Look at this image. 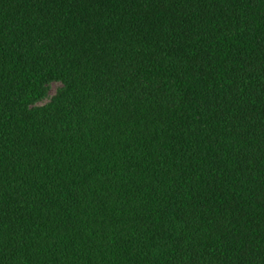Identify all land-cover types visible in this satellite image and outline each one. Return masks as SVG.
<instances>
[{
	"label": "trees",
	"instance_id": "1",
	"mask_svg": "<svg viewBox=\"0 0 264 264\" xmlns=\"http://www.w3.org/2000/svg\"><path fill=\"white\" fill-rule=\"evenodd\" d=\"M0 264H264V0H0Z\"/></svg>",
	"mask_w": 264,
	"mask_h": 264
},
{
	"label": "rangeland",
	"instance_id": "2",
	"mask_svg": "<svg viewBox=\"0 0 264 264\" xmlns=\"http://www.w3.org/2000/svg\"><path fill=\"white\" fill-rule=\"evenodd\" d=\"M61 88H62V85L60 83L49 84L47 96L42 102L39 103V105H45L49 103L58 94V91Z\"/></svg>",
	"mask_w": 264,
	"mask_h": 264
}]
</instances>
